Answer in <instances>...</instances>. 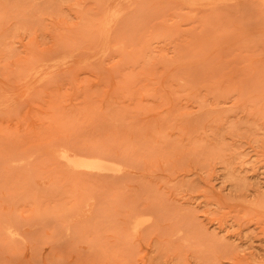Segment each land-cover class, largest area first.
Listing matches in <instances>:
<instances>
[{
	"label": "rangeland",
	"instance_id": "1",
	"mask_svg": "<svg viewBox=\"0 0 264 264\" xmlns=\"http://www.w3.org/2000/svg\"><path fill=\"white\" fill-rule=\"evenodd\" d=\"M0 264H264V0H0Z\"/></svg>",
	"mask_w": 264,
	"mask_h": 264
},
{
	"label": "bare ground",
	"instance_id": "2",
	"mask_svg": "<svg viewBox=\"0 0 264 264\" xmlns=\"http://www.w3.org/2000/svg\"><path fill=\"white\" fill-rule=\"evenodd\" d=\"M61 156L64 159H67L71 164H73L75 166H90V167H94V168H101L102 167V162H92L90 164H86L84 162H81L80 160H75L70 154H68L66 152H62Z\"/></svg>",
	"mask_w": 264,
	"mask_h": 264
}]
</instances>
